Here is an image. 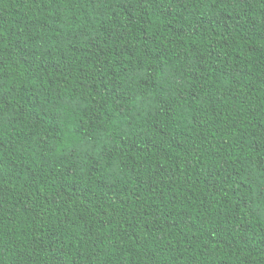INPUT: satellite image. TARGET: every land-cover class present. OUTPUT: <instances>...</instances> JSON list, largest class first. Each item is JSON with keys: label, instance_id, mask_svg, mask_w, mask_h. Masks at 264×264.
Here are the masks:
<instances>
[{"label": "trees", "instance_id": "obj_1", "mask_svg": "<svg viewBox=\"0 0 264 264\" xmlns=\"http://www.w3.org/2000/svg\"><path fill=\"white\" fill-rule=\"evenodd\" d=\"M0 264H264V0H0Z\"/></svg>", "mask_w": 264, "mask_h": 264}]
</instances>
